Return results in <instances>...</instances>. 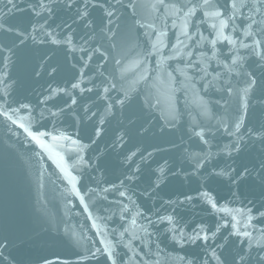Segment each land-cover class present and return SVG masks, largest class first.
<instances>
[{"label": "snow or ice", "instance_id": "1", "mask_svg": "<svg viewBox=\"0 0 264 264\" xmlns=\"http://www.w3.org/2000/svg\"><path fill=\"white\" fill-rule=\"evenodd\" d=\"M116 5L130 10L129 31L136 26L144 30L143 49L132 59L128 49L113 43L116 34L111 26L119 11ZM116 5L100 0H20L19 4L16 0H0V122L10 132L16 129L13 135L22 130L26 139L41 149L48 150L42 139L45 136L74 146L81 175L70 176V182L84 209L89 206L84 203L77 181L80 188L101 201L116 195L118 199L110 204L128 224H121L123 231L113 230L119 239L112 242L94 220L96 232L92 236L83 235V229L80 235L67 228L53 230L52 223L46 220L39 231L26 233L29 239L44 245L29 250L27 258L16 254L22 251L24 241L5 231L0 236V264H31L32 252H43L49 244L63 245L76 257L57 260L55 264H158L144 257L152 255L150 238L160 232L156 226L165 223L168 227L164 232L170 234L173 244L187 252L178 257L180 264H264V165L255 173L261 189L259 202L250 198L249 169L233 167L235 157L250 142L264 148V0H155L147 7L153 13L163 9L162 16L154 17L161 21L159 27L141 22L146 17L138 11L141 5L136 0H129L127 5L116 0ZM17 11L22 17L14 19ZM198 13L203 19H196ZM169 16L173 18L172 28L178 27L176 21H180V36L184 39L177 36L171 45L172 55L164 57L163 50L169 46L164 20ZM208 21H215L210 24L215 34L211 39L200 33V25ZM190 28L195 31L190 32ZM203 40L211 45V55L199 52L197 63L186 42L200 44ZM221 41L227 42V53L217 48ZM153 56L157 57L155 68ZM175 56L187 57L186 69L201 73V80L211 75L205 89L212 82L223 81L222 91L237 98L235 114L227 120H217L216 132L222 130L230 140L222 148L217 145L218 152L210 150V139L205 138L215 139L211 126L194 123L186 128L183 112L161 106L150 91L137 89L140 81L147 88L151 73L158 79L163 61ZM210 60H215L222 72L210 74L205 62ZM137 66L139 75L130 79V68ZM186 69L174 71L190 79ZM164 71L171 83L172 72ZM224 77L229 79L225 81ZM41 80L44 83L37 93L32 86ZM21 112L29 115L22 117ZM32 113L41 119L47 114L53 131L59 135L33 131L29 126ZM69 115L73 131L57 129L55 123ZM193 137L201 149L208 146L209 150L188 151L185 145ZM164 144L170 148L161 147ZM165 155L169 158L165 159ZM217 156L220 160L215 159ZM221 160H231L233 164H222ZM185 183L188 191L183 190ZM225 183L229 194L221 196L219 190ZM162 192L175 198L164 199ZM154 198L159 199V208L148 206ZM196 200L220 214L219 219L214 218L211 225H189L178 219V209L195 206ZM138 220L141 223L137 230ZM96 235L98 240L93 238ZM136 240L149 251L137 248L133 243ZM121 245L126 249L123 253L118 251ZM193 246L200 251H188ZM155 248L159 256L163 251L159 242ZM34 261L54 264L42 254L36 255Z\"/></svg>", "mask_w": 264, "mask_h": 264}, {"label": "water", "instance_id": "2", "mask_svg": "<svg viewBox=\"0 0 264 264\" xmlns=\"http://www.w3.org/2000/svg\"><path fill=\"white\" fill-rule=\"evenodd\" d=\"M19 4L20 0H16ZM28 0H25L27 3ZM100 2L106 5H116V0H100ZM141 5L138 9L140 14L146 17L142 20V23H155L158 27L161 24L159 19H155V16H162L163 9L159 13H153L148 5L155 3V0H136ZM167 2V0H166ZM121 4L127 5L129 0H120ZM116 16L113 17L112 31L116 34V40L113 43L122 45L128 49L129 59L135 57L137 51H141L144 46V30L139 26L131 27L132 18L130 10L126 7H119ZM23 7V5H21ZM101 13L97 12V15ZM22 14L17 11L15 13L16 18H21ZM140 16H137L139 19ZM198 20L203 19L199 13L197 15ZM173 18L171 16L165 18L164 23L167 25L163 29L167 33L166 42L168 47L163 50L164 57L172 55L171 45L176 43L177 36H180V21L176 23L178 27L172 28ZM215 21H208L200 25V33L204 37L209 39L214 38V33L211 31L210 24ZM240 25V21H237ZM190 32H194V28L189 29ZM228 34V29L225 30ZM235 35V34H233ZM242 37V33L240 34ZM183 40V36H180ZM198 39V37L193 38ZM247 42V41H246ZM190 45V49L194 55L192 59L199 63L197 60V54L199 52H209L210 44L206 40L195 44L192 41L186 42ZM133 45H137L133 48ZM217 48L221 52L227 53V42L221 41L217 44ZM243 54V51H242ZM223 59V57H221ZM157 57L151 58L152 67H156ZM209 64L208 72L212 75L215 72H222V67L217 66L215 60L205 61ZM187 57L175 56L173 59H165L162 64V71L159 78H156L155 73H151L148 81V86L145 88L144 82L140 81L137 85V89H144L150 91L156 96L161 106L173 107L184 113L183 121H186L185 127L190 128L194 123L201 124V126H211L213 133H215V139L211 137H205L210 139L211 151L218 152L219 145L221 148L223 145L230 142L226 133L222 130L216 132V128L219 127L217 120L224 118L229 119L230 116L235 114V110L238 107L237 98L229 96L222 91L224 87L223 81L212 82L211 86L207 89L204 88V84L211 81V75L206 80H201V73L193 70L186 69ZM174 69H186L187 77L181 75L179 71ZM172 72L174 80L170 83L165 71ZM140 67L130 68L128 76L130 79H135V75H139ZM229 77H224L226 81ZM43 80L35 83L32 87L38 93L43 85ZM62 87L65 85H61ZM46 87V86H45ZM91 103V102H89ZM51 107V105H48ZM94 111L96 109H93ZM29 113L21 112L20 116L27 117ZM71 123L70 115L68 117H61L59 122L55 123V127L60 131H67L71 133L73 131L69 128ZM41 125H45L41 127ZM115 125V121H113ZM33 131L51 132L52 135H59L58 132L53 131V123L49 122L47 114L43 119L39 118L37 113H32V121L29 125ZM11 128V125H9ZM199 130V129H197ZM17 131L12 129L10 132L8 128L0 122V236L5 231L9 234L16 236L24 241L22 251L16 254L21 258H27L29 250L44 247V245L38 241H33L28 238L26 233L29 230L39 231L45 224V221H49L53 225V230L59 228L61 231L67 228L75 235L81 234L83 229V235L92 236L96 232V228L92 227L93 220L96 226L101 231L106 232L107 239L112 242L118 241L119 237L113 230L123 231L121 224L128 227L126 221L120 219L119 210L115 205L110 202L118 199L116 195L108 196V201H101L97 196L91 195L86 189L80 188L79 181H77V188L80 190V194L85 197L84 203L88 204L87 210L84 209L83 204L80 203L79 197L73 191L72 183L70 182V176H80V165L75 155V148L72 145L67 144L63 140L53 141L51 137H42L44 142L48 145V150L41 149L30 138L26 139V135L22 130H19V135H13L12 132ZM195 143V146H194ZM161 147L168 149L169 145L164 144ZM185 147L191 152L208 151L209 147L204 146L203 149L199 147V142L193 137V140L188 141ZM152 151V149H149ZM168 159V155L164 156ZM216 160H220L217 156ZM163 161H161L162 163ZM222 164H233L231 160H221ZM264 165V148L258 143H249L240 156L235 157V163L233 167L240 168L246 167L249 169L250 175L248 177V190L250 191V198H258L260 196V186L258 178L255 177V173L260 171L261 166ZM156 167L155 164L152 165ZM61 168L64 170L62 171ZM89 187H95V185H89ZM192 187H195L193 184ZM184 191H188V185L185 183ZM169 191V190H165ZM220 195L227 196L229 194V185L225 183L220 188ZM190 195H195L193 192H189ZM164 199L175 198V196H168L165 193H160ZM176 195H179L177 192ZM215 195V193H214ZM127 203V201H124ZM140 202L139 200L137 201ZM221 203H224L221 200ZM160 207L158 198H154L149 202L148 206ZM194 205H185L178 209L176 213L177 218L189 225L194 223H205L211 225L219 219L218 213H215L209 205L203 201L196 200ZM239 205H229V207H238ZM92 213L91 218L88 217V213ZM110 217V218H109ZM130 218V217H129ZM141 221L137 222V230ZM160 232L158 235L152 236L150 239L152 244L149 246L152 255L145 256L144 258L151 261H156L158 264H180L178 257L187 255V252L182 251L179 245H174L170 239V234L164 232V229L168 227L167 223L163 225H157ZM90 229V230H89ZM190 231V228L187 229ZM155 231V229H150ZM99 239V235L93 237ZM127 236L125 237V241ZM159 242L160 248L163 250L159 256L155 255V244ZM134 245L142 252H148L149 248L144 247L138 240L133 242ZM99 246V245H98ZM121 253L126 249L121 245L118 248ZM188 251L199 252L200 249L193 246ZM55 253V255L53 254ZM71 249L63 245H51L47 246V249L43 252L33 251V260L31 264H35L36 255H46L50 261L54 264L57 260H75L76 257L72 256Z\"/></svg>", "mask_w": 264, "mask_h": 264}]
</instances>
